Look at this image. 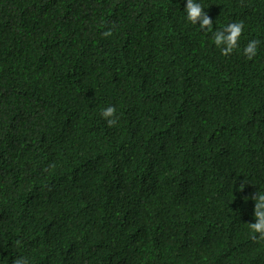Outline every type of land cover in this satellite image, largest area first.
I'll return each mask as SVG.
<instances>
[{"label": "trees", "instance_id": "trees-1", "mask_svg": "<svg viewBox=\"0 0 264 264\" xmlns=\"http://www.w3.org/2000/svg\"><path fill=\"white\" fill-rule=\"evenodd\" d=\"M185 3L0 0L3 264H264V0Z\"/></svg>", "mask_w": 264, "mask_h": 264}, {"label": "clouds", "instance_id": "clouds-1", "mask_svg": "<svg viewBox=\"0 0 264 264\" xmlns=\"http://www.w3.org/2000/svg\"><path fill=\"white\" fill-rule=\"evenodd\" d=\"M184 12L186 19L196 24L197 20H200V27L208 26V31H213L211 28L212 20L204 11V7L200 3V0H186ZM202 18V19H201ZM243 22H233L225 25L223 29H217L214 32L213 40L216 46L220 48L222 54H230L238 46L239 39L243 32ZM110 32H105L104 35H109ZM258 40H250L247 45L243 48L244 54L251 58L256 55ZM116 108L114 105H108L101 110V115L106 119L109 126L116 124ZM243 187V185H241ZM248 198L245 197V200ZM254 200L253 216L254 222L248 224L251 232L259 234L258 238L264 239V191L255 193L252 197ZM19 245V241L16 242ZM0 264H3L0 261ZM11 264H30V261L25 256H16L11 261Z\"/></svg>", "mask_w": 264, "mask_h": 264}]
</instances>
